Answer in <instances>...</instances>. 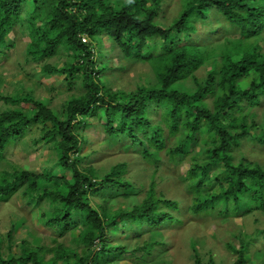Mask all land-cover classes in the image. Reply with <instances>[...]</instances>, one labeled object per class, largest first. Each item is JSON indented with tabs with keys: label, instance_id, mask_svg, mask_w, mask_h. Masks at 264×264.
<instances>
[{
	"label": "trees",
	"instance_id": "obj_1",
	"mask_svg": "<svg viewBox=\"0 0 264 264\" xmlns=\"http://www.w3.org/2000/svg\"><path fill=\"white\" fill-rule=\"evenodd\" d=\"M179 5L171 24L162 25V0H0V62L15 48L9 35L25 30L26 62L38 64L45 77H62L69 92L80 87L63 99L60 113L51 109L54 97L44 100L25 84L21 93V83L0 92V102L8 105L0 112V162L12 141L32 127L40 134L32 145L42 142L54 154L38 172L12 165L11 172L2 173L0 203L21 192L37 209L38 222L46 219L58 237L77 232L73 241L82 246L76 254L55 239L49 250L24 242L20 256L5 257L0 239V264H114L102 257L125 253L138 264H169L155 255L165 243L153 232L181 223L174 214L181 213L180 202L157 189L156 179H164L157 173L167 162L189 161L186 211L193 216L229 221L264 214V164L235 156L244 145L264 148V111H258L264 106V54L259 41L250 40L264 39V0H181ZM224 22L238 39L217 34ZM211 24L216 28L203 37L198 27ZM102 37L125 59L147 64L155 81L128 92L106 87L102 78L110 65ZM62 56L61 65L49 62ZM203 68L206 77L199 79L196 73ZM156 109L159 120L153 121ZM91 121L109 144L136 146L140 160L151 163L146 189L125 177L127 162L103 175L84 165L88 157L81 153L83 136L76 126L83 129ZM195 148L202 152L195 155ZM120 188L128 195L130 189L138 192L141 201L126 209L108 207L111 195L104 193ZM97 195L101 203L94 204ZM134 228L135 238L114 240ZM233 232L239 246L227 244L236 255L232 264H250L247 249L264 239V228ZM189 247L192 264H216L211 258L204 262L194 240ZM255 253L264 258V251Z\"/></svg>",
	"mask_w": 264,
	"mask_h": 264
},
{
	"label": "rangeland",
	"instance_id": "obj_2",
	"mask_svg": "<svg viewBox=\"0 0 264 264\" xmlns=\"http://www.w3.org/2000/svg\"><path fill=\"white\" fill-rule=\"evenodd\" d=\"M180 1L162 0V25L171 24V20L179 11ZM211 28H214V26H199L198 31L205 37ZM8 41L9 44H15V48L10 49L7 52V58L0 62V92L12 90L16 86V83H21L19 86L17 85V90L21 93L19 89L25 84L28 86V89L33 88L37 92V95L44 98V100L54 97L51 109L56 112L63 99L78 91L79 85L69 92L61 82L63 80L62 77H45L39 72L40 68L38 64L32 61L26 62L24 51L28 42V36L25 30L20 31L16 29L9 35ZM101 43V50L107 59L105 63L110 65L108 70L103 73L104 77L102 78L106 87L114 92L119 90L128 92L134 90L137 86L147 85L149 82L155 81L147 64L135 61L133 58L125 59L116 50L115 44L106 37H102ZM262 52L264 53V47ZM62 58L63 56L60 58L53 57L49 62L61 65ZM26 73H28V76H26ZM29 74L32 77H29ZM196 76L199 79L205 78L206 70L204 68L199 70ZM73 85L71 84L70 88ZM48 86L55 87L54 92L48 91ZM11 94H14V91H11ZM6 106L8 105L0 102V112L7 109ZM58 112L60 113L61 111L58 110ZM153 114V121L159 120V110L156 109ZM104 122L105 120L102 119L100 124ZM76 128L78 131H81L83 136L81 153L83 156L88 157L84 165H93L99 170L98 173L103 175L111 166L120 162H127L129 168L125 177L136 185L137 188L141 186L145 189L147 188L154 167H152L151 163H144L140 160V156L136 154V146L123 148L121 143L109 144L105 140L104 134L96 121H91V124L87 125V127L84 126L83 129L82 126L80 129L79 124ZM37 130H35V127H32L28 132L27 130L23 131L22 135L12 141L10 146L6 148L4 160L0 162V176L4 172H11L12 165L13 167L38 172L42 166L50 164V159L54 155L53 152L42 142L32 145L31 141L40 136ZM201 152L198 148L194 149L195 155H199ZM235 156L236 159L243 156L247 160L264 164V148L254 143L244 145L242 149L236 150ZM163 160L167 161V158L163 157ZM188 167V160L177 164L167 162L163 164V167L157 173L158 176H164L163 181L156 179V183H158L157 189L163 191L167 198L180 202L181 213L174 214L181 218V223L178 224L175 221L170 226L153 230L155 238L161 239L165 243V247H158L154 253L155 255L162 254L157 259L160 260L164 257L163 260L170 262L169 264H192L189 243L194 240L196 248L199 249L204 262H207L211 258L216 264H232L236 255L229 251L227 244L230 243L236 247L239 244L238 240L231 234L236 233L233 231H239L241 235L243 233L250 234L254 233L256 228H264V214L256 212L254 216H249L246 219L238 218L229 221L213 217L193 216L186 211V208L190 204V198L186 191L187 180L185 176ZM108 194L111 195L108 207H117L118 209H126L139 203L142 196L131 189L130 195H128L122 188L115 189L111 193H104V195ZM93 203H101V196H94ZM37 215V209L29 207L23 199L21 192L14 194L7 202L0 203V239L2 241V254L5 257L10 254L20 256V246L24 242L27 247L42 246L46 250L55 248L56 245L52 242V239H55V242L62 243L67 249L72 250V252L76 254L80 253L82 246L77 245L73 241V236H76L77 232H69L58 237L55 232L45 226L46 219L38 222ZM11 228L12 234L10 233ZM141 229L146 230V227ZM135 232L134 228L133 231L127 232L124 236L117 234L115 238L118 239L114 240L122 242L128 237V240H131V238H135ZM146 236V233H143L142 239L146 240ZM111 239L110 237L107 241H111ZM247 250L252 255L249 257L250 264H264V258L255 253L256 251H264V239L259 237L257 240H254ZM49 256L50 253L47 252V258ZM153 257H149L147 260ZM102 258V262L109 260L108 262L113 261L114 264H138L135 257L128 253H125L122 257L106 256Z\"/></svg>",
	"mask_w": 264,
	"mask_h": 264
},
{
	"label": "clouds",
	"instance_id": "obj_3",
	"mask_svg": "<svg viewBox=\"0 0 264 264\" xmlns=\"http://www.w3.org/2000/svg\"><path fill=\"white\" fill-rule=\"evenodd\" d=\"M237 8V7H236ZM224 24H225V28H224V30L223 29H220L218 32H217V34L218 35H220V33H222L224 36H226V38H228V39H231V40H235V39H238V37H239V34H238V32L237 31H233V30H229L228 28H227V26L226 25H228V23H226V22H224ZM212 25V24H211ZM214 26V28H216V25H213ZM214 28H211V29H214ZM225 31V32H224ZM252 42H254V41H259L258 42V46H259V49H260V52L262 53V54H264L263 52H262V50H263V47H264V39L261 41L260 40V38L258 37V38H253V39H250ZM264 111V106H263V108H258V111ZM263 147V146H262Z\"/></svg>",
	"mask_w": 264,
	"mask_h": 264
}]
</instances>
